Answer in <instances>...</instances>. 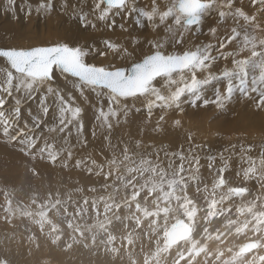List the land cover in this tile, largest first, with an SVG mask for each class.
Masks as SVG:
<instances>
[{"label":"bare ground","instance_id":"6f19581e","mask_svg":"<svg viewBox=\"0 0 264 264\" xmlns=\"http://www.w3.org/2000/svg\"><path fill=\"white\" fill-rule=\"evenodd\" d=\"M171 1L172 0H155V4L158 5L157 8L159 9V11L163 12V11H166V9L168 8ZM60 2H62V1H60ZM249 2H250L249 0H238V1L235 0V4L240 5V7L244 8L245 11L250 10V3ZM38 3H39V1H38ZM76 3L75 4L72 3L73 6L74 5L76 6ZM94 3H95L94 0H84L83 1L84 6H81V13H87L88 12L92 16V19L95 21L94 15L97 16V12L96 11L94 12V5H93ZM19 4L21 6L26 4L25 8H33L34 6H37L36 0H19ZM150 5L153 6L152 1L150 2L149 7H150ZM1 6L4 7L3 11H5V8L7 6V0H0V7ZM104 7H105V5H104ZM140 7H141V5H140ZM16 9H17V5H15V13H16ZM72 11H73V9H72ZM74 13H75V11H74ZM112 14H114L113 17L115 18V21H116L115 23H117V22L120 23L122 18H123L122 17L123 15L116 16L115 10H113V13H110V15H112ZM121 14H123V13H121ZM2 16H4V15H2ZM28 17H29V15H28ZM131 17H132L131 18V20H132L134 17H133V15ZM263 17H264V15H263ZM4 19H5V17H4ZM157 19L159 21V18H157ZM230 20H231V18H229L225 23H221L222 25L221 24L217 25L216 20L215 21L214 20H208L204 28H206V31H208L210 33V28L216 27L218 29L220 36L221 35L226 36V35L230 34V30L232 27H237V25H238L235 22H234L235 25H233L232 23H228V22L233 21V20L232 21H230ZM45 21H46V19H45ZM56 21H57V19H56ZM106 22L100 21V23H102V24H104V23L106 24ZM5 23H6L5 25H2V24L0 25V47H5V46L12 47L13 45L18 44V43H12L11 41L18 40L16 38L18 36H21V30L22 29L21 30L20 29H13V28L11 29V27L8 25L9 23L7 24V21ZM27 23H28V21H27ZM127 23H128V19L126 22H124L122 24L126 25ZM133 25H134V22H133ZM149 25H148V28L151 29V27ZM39 26H41V25H39ZM145 26H146V24H145ZM125 27L127 28V25ZM130 27H133V26H130ZM134 27L136 29V24L134 25ZM161 27H163V26H161ZM262 27H264V26H262ZM39 29H41V28H39ZM118 29H121V27ZM127 29H126V31H127ZM144 29H145L144 32L146 30H148V29H146V27ZM139 31H140V29L137 32H139ZM44 32H47L46 34L44 33V37L46 36V38H48V35L51 33L50 27L48 26L46 28V31H44ZM57 32H58V30H57ZM144 32H142V33H144ZM218 32H217V34H218ZM104 33H105V31H104ZM109 33L112 34V32H110V29H109ZM109 33H108L107 37H109L111 35ZM123 33H125V31H123ZM145 33H147V32H145ZM241 33H243V31ZM30 34H31V32H30ZM96 34H98V32ZM118 34L120 35V33H118ZM185 34H186V36H188L187 33H185ZM25 35H26V37L28 36L27 34H25ZM65 35L63 37H65ZM165 35H166V33L164 32V30L160 31V28H159V29H156L155 31H153V33L150 30V31H148L147 34H145L143 36L144 38L142 37V35H140L139 38L143 42L145 39H148V40L163 39ZM259 35L261 36V38H264V32L259 33ZM61 36H62V34H61ZM224 36H221V37H224ZM53 37H54V35H53ZM63 37L61 39L64 41ZM87 37L92 39V41L93 40L98 41V38L95 37L94 35L87 36ZM55 38L58 39L57 37H55ZM127 38H129V37H127ZM241 38H242V36H241ZM132 39H133V37L131 36L129 41L131 42ZM36 40L38 42V39H36ZM43 40H45V39H40L39 41H43ZM59 40H60V38H59ZM129 41L128 42L124 41V43L121 42V44H123L124 47H127L129 49V51H132V46H131V43ZM187 43H184L186 45L185 47H187ZM190 44L196 45V41H192V43L190 42ZM29 45H31V44H29ZM18 46H19V44H18ZM233 47H234V45H229L226 50H233ZM168 50L169 51L172 50L170 46H169ZM137 57H139L138 54H134V58H137ZM244 57H245V55H244ZM130 60L131 59H129V58H121L120 53H113V54H110V55L105 56V57H100L98 59L91 58V56L86 58V62H93L94 61V62H97L98 64L104 63V64H112V65H123L125 62H126L125 64H127ZM104 64H102V65H104ZM0 68H8V66L3 61L0 60ZM202 74H204V73H202ZM73 80H74V78H71V77H68L67 80H65V78L63 76H61L59 73H56V75L54 77V81L52 82V87L62 89L63 90L62 95H64L66 100H68V94H71L72 100L68 101L69 104H71L73 107L78 106L82 110L81 116L79 117L78 122L74 121L70 125H63V126L58 124V119H54V117L57 116V108L55 106V97L54 96H50L47 100V103L50 105V108H49L48 115L45 117L38 110L37 106H38L39 99H40V93H37L35 95V99L25 100L22 103L20 119L18 120V123L16 124V129H13L12 132L8 136H5L3 134L2 126H0V176H3V178H4V181H2V179L0 177V191L1 190L3 191L0 194V232L1 233L4 232V235H0V255L6 260V262H9V260H10L9 257H12L13 259H12L11 264H37V262L40 261L41 259H43L44 256H45V259L51 260L50 257H53V256H50L48 251L51 252V254L55 255L53 257L54 259L51 261H53V263L56 262L57 264H185L189 260V258L192 259L191 264H211V259H209L207 257L200 259L199 253L201 251H203L204 247H201L199 245H196V246L194 245L186 253L183 252L182 254H180L178 256H176L174 253H169V254L165 255V253H167V252H164V251H167L169 249V247L166 246V241H167L166 238H164V240H161L162 229L160 228V225H161V222L165 221V223H166V220H168V221L171 220L172 215L169 217L171 219L168 218L169 215H166V214L162 215V213L166 212L167 209H163L164 206L159 207L158 203L151 205L149 208L144 207L146 209H143L141 207L136 208L137 204H135L134 205L135 207L132 206L126 212L121 213L122 219L119 220L117 223H114L111 225L109 224L110 227L108 225V227H104L100 231H97V232L94 231V233H92V234L89 233L90 235H87L88 232L86 234H81V232L78 233L75 231H71L69 229L70 228L69 227L67 230L66 236L62 239H59L60 233L57 234V237H56V233H54L53 235L48 234L47 239L41 238L42 236H40V234H42V233L46 234V229H44L42 231V227L44 228V225L39 224L40 221L37 220L36 218L34 220H29L28 222L27 221L19 222V224L18 223L17 224L16 223L11 224L10 222H7V220H8V219H6L7 216H9L11 214L16 215V214L20 213V211H18V210L21 207L16 206V204L14 202H12V200H13L12 197H14V195H16L15 197L19 198L20 200H23V198L25 197L26 198L25 204H27V202L30 203L29 207H30V205H32V203L35 205L37 203L36 201H38L39 204L36 205L37 207H36V211L34 213L35 214L37 213V215L43 214L45 216V214L48 212V209L50 207L49 206L48 207L43 206L45 204L44 202H46V201H44L43 203H40L43 200H41V198H38L39 196L37 197V199H32L34 196L36 197V195H32V194H38L37 191L39 193H43V191L46 189H48L47 194H49L50 191H58L59 192L60 195L57 194L58 195L57 199L55 197V199L58 202L59 201L64 202L65 197L66 196L68 197V195L74 196L75 195L74 189H78V192H76V194H80V192H81V195H78L76 198V199H78V197H80V199H81L80 202H78L74 206L69 207L68 209H64L63 211L61 209V212L59 210L55 211L54 215H55V218L59 221L58 225H62V226L67 227V225L69 224V226H71L70 223H71V220H73V219H75L76 222L74 224H76V225H78L77 224L78 222L79 223L82 222V223H84V225H85V223H87V224L89 223V225H90V222L96 223V221L98 219L100 220V218H103L105 215L111 214L113 212V204H112V201L110 199L112 197H114L113 195L108 196L109 200H110L108 202H106L103 199L100 200V201H104L102 203L94 202L93 201L94 198H99L98 197L99 195L100 196L104 195V193L102 194V191H105V192L107 191L108 194H110V193L113 194L112 192H114V191L115 192L119 191V193H122L123 190H125V196H123L122 198H124V197L129 198L130 192H128V190L130 189V186H129V189H128V187L124 188V186L126 185L128 180H126V182L124 184H121L122 186H119L120 183H116V182L117 181L119 182V180H118L119 178L122 179L124 177H133L134 174L136 173V172L134 173L135 170L134 171L132 170L133 167H137L138 169H141L144 171L145 167L149 161V160L145 159L146 156H144L145 154H143L142 152H135L134 153L133 148L135 146H139L137 144H139L140 142L137 141V143H136L133 139L138 140V139L142 138L145 141L144 142L145 144L150 145V146L146 145V149H147V147L149 148V149H147V150H149L148 156H150V154H151L154 158V162H152L151 165L154 166L155 161H157V164H159L160 166H156V165L155 166L161 167L162 168L161 170H163V176L162 177H163L164 181L161 183L162 185L171 184L172 186H175V184H177V183H174L172 180H170V178L165 177V173H173L175 179L180 180V179L176 178V175L192 172V170H194V168H196L197 171H198V169H200L201 172H200V174H198L196 176L193 175V177L191 179H195L196 181L204 180V183H208L207 181L210 180V179L207 180V178L209 177L208 176L209 174L212 177L218 176L219 178L223 175V174H220L221 173L220 171H224L223 170L224 167L222 169L221 166H219V165H217V166L213 165L214 167H212V165L208 166V169L206 168L207 170L202 171L201 167L203 166V164H200V162L199 163L197 162V160L200 159V157H201V154L199 152H201V149H203V146H200V144H202V143L197 144L196 147L192 149L193 152H191V153H188L187 151L183 150V149H185V147H182L183 144H177V145L174 144L173 149H177V151L179 150V152H181L179 154L178 153L175 154V153L168 151L167 146H169L170 144L169 145L166 144L167 145L166 146V145H163L164 143L163 144L155 143L156 140L163 142L164 140L168 139V138L165 139V137H167V136L172 137L169 134V132H172L173 130H177L181 125H186L187 123L193 124V126L195 127V131L198 130L200 132H203V134L206 131L212 132V133L215 132L214 128L207 127L206 124H204V126H202V127L199 125L195 126V124L196 123L198 124V122H192V120L188 119L187 117H185V118L180 117V118H182V119H180L178 116L176 118L172 117V119H171L168 117L165 118L167 115V114H165L164 117L161 118V116H163V114L156 112L155 108L153 109L154 112L152 111L151 116H149V114L147 112V108H145V109L143 108L141 110V108L139 109L138 107L134 106V105H138L141 102L140 98H138L136 100L129 98L128 100L122 101V103H124V101H126V103H127L126 105L130 109V111L127 114H125L124 112H119L117 116L110 117L107 122H105L103 120L98 121L97 116L99 114V111L103 110L106 112L108 107H109L107 98L106 97L97 98L96 94L94 92L88 90V89H85L84 90V96H81L80 92H78L75 88L72 87V84L70 83V81H73ZM154 83H156L158 87L160 86L159 80H157ZM224 85H226V84H224ZM220 87H222V86H220ZM41 91L46 92V89H42ZM14 95L22 96V93H14ZM0 97H3L7 100V103L5 105V109L13 108L14 100L12 99V97H8L7 94H5V93H0ZM132 101L133 102L135 101V102L131 103ZM142 104H139V105H142ZM142 106H144V105H142ZM259 107H262V106H259ZM137 109H139V111H137ZM158 110H159V108H158ZM164 111H163V113H164ZM223 111L226 112L224 109H223ZM248 111H250V110H248ZM29 112H31L32 116H35V115L40 116L41 123H40L39 127H36V125L33 123L32 116L29 115ZM226 113L228 116L229 112H226ZM248 114H250V113H248ZM261 114H262V112H261ZM190 115L192 116V114H190ZM217 117H218V115H217ZM253 117H254V115H253ZM256 117H257V115H256ZM249 120L250 119H248V121ZM259 120H262V119L259 118ZM175 121H179L180 123L176 124ZM25 123H27V125H28L27 128L25 127ZM81 125H82V130L78 131V129H79V127H81ZM205 125H206V127H205ZM50 127H55V130L52 132H49L48 129ZM240 128H242V126ZM251 128H252V126H251ZM20 129H23V131H24L23 135H20L17 132V130H20ZM187 129H189V128H187ZM253 130H254V128H253ZM173 133H174V131H173ZM189 134H190V132H189ZM193 136H194V134H193ZM211 141H213V140L211 139ZM162 142H159V143H162ZM190 142L191 141L189 140V143ZM199 142H201V141H199ZM209 143H211V142H209ZM209 143H208V145H209ZM260 143L264 144V142H260ZM203 144H204V142H203ZM211 144L215 148L214 149L211 148L212 151L209 152V150H211V149H209V147L207 146L205 153L208 151L209 153H206L209 156L208 158L216 159L219 156V154H217V145L213 142ZM263 144H260V145H263ZM233 145H234V143H233ZM143 146H145V145L142 143L141 147H143ZM230 146H232V145H230ZM238 146L239 145H237V148H240ZM135 148H137V147H135ZM143 148H145V147H143ZM235 148H236V145H235ZM244 148H246V147L244 146ZM94 151L96 152L95 154H94ZM137 151H139L138 148H137ZM132 152H133V155H132ZM183 152L186 155L183 154ZM145 153H147V152H145ZM92 154H94V156H92ZM216 155H217V157H216ZM177 158H182L181 163H178V165H176L174 162H171V160L174 161ZM249 158L252 159V156L248 157V154H244L243 158L241 160V162H243V163L240 164V167L235 168L234 171L231 169L232 173H230V174L228 172L227 175H223L225 180L219 179L217 177L219 179L218 180L219 183L218 182L217 183L220 187L226 183L233 185L232 190L234 193L243 194V196L246 197L245 199H242L241 197L236 198L237 200L234 202V203H238V206L234 209L233 215H235L237 213L242 214V217H239V218H237V220H235V221H237V225L234 222L233 218L231 217L232 215L229 217V216L225 215L224 213L220 214V216L225 215V217L222 218V219H224V221L220 225L230 226L231 229L228 232L230 233L231 231H233V233L230 235L231 238L234 237L233 235L235 233L236 236L242 235V236H245L247 238L258 237L261 239V240L258 239L259 244H260L259 248L256 244H254L252 242V244L255 245L253 252H250V253L247 252L249 254L245 253L246 255L243 254L245 256V259L240 261V263L238 262L237 264H264V250L262 247V243L264 241V224H261V223H264V216L262 214V210H263L262 206L264 205V175L255 174V176H252V173H254V172H252V171H254L253 168L254 167L256 168V166H258V164H257L258 162L256 163V161H255L254 164L251 163L252 166H247L245 159H249ZM162 160H166V162H165L166 164H160V163H164ZM256 160L259 161L258 159H256ZM261 160L264 163V158ZM169 161L171 163H169ZM233 163H235V162H233ZM204 164L206 165V163H204ZM151 165H147L148 170L150 169ZM246 168L248 169V171ZM261 168L264 171V164H263V167H261ZM5 169L11 170V172L15 173V174H13V175L5 174L4 173V171H6ZM152 170H154V167L152 168ZM248 172H250L251 175H250V173L248 174ZM203 173H204V175H206V178H205V176L204 177L200 176V175H203ZM173 175L171 176L172 178H173ZM189 175H190V173H189ZM181 177H182V175H181ZM116 178H117V181L115 180ZM217 178H216V180H217ZM191 179H189V180H191ZM130 180H131V178H130ZM122 181L124 182V180H122ZM188 182H190V181H188ZM130 183H128V184H130ZM162 185H156V186H153V188L151 187L150 188L151 192H149V193H151L150 195H153L154 197H158L157 196L158 191L160 189V186H162ZM188 185L189 184H186L185 186H183V184H182L181 187L186 188ZM243 185H245L249 189L246 191L244 189H241V187ZM181 187H179V188L176 187L178 189H173V192H175V193L179 192V191L181 192ZM102 188H103V190H102ZM98 189H100L101 191H98ZM17 192H18V194H17ZM133 192L135 193V191H133ZM202 192H204V191H202ZM219 193L220 192H218V194ZM44 194H46V193L44 192ZM195 194L199 195V198L201 196L204 197V195H207L204 193H195ZM117 195L119 198V194H117ZM52 196H54V195H52ZM15 197H14V199H15ZM74 197H70V198H72V200H74L73 199ZM104 197H105V195H104ZM108 197H107V199H108ZM140 197H141L140 202L141 203L144 202V199H143L144 196H142L140 194ZM51 198H53V197H51ZM194 199L196 200V198H194ZM83 200H87V202L84 203ZM119 200H120V198H119ZM73 202H75V200ZM109 202H111V203H109ZM149 202L151 203L152 201H149ZM153 202L151 204H153ZM68 204H70V203H68ZM145 204H146V202H145ZM166 204H167V202H166ZM147 205L149 206L150 204H147ZM61 206H62V204H61ZM24 207H25V205H24ZM168 207H169V204H168ZM37 208H38V210H37ZM121 209H122V207H121ZM159 209L163 210V211L161 213H158ZM58 211L61 213L60 215L56 213ZM193 211H195V210H193ZM28 213H29V211H28ZM244 213H249V215L245 216ZM51 215H53V214H51ZM111 215H109V216L111 217ZM47 216H45V217H47ZM236 217H237V215H236ZM49 218L52 219L50 216H49ZM245 218H246V220L252 219V222L249 223L248 227L246 225L243 228L241 227L243 229V231L241 232V230L239 228L240 222L244 221ZM185 219H186V222H188L194 228L196 227V234L198 237H200L202 235L203 228H204L207 220L205 221L204 219H200L198 215L194 214V212H190L188 217ZM11 220H12V218H11ZM18 221H16V222H18ZM112 221L113 220L111 219V222ZM57 222L55 224V227H57ZM175 222H177V221H175ZM49 223H51V222H49ZM98 224H100V222H98ZM50 225H52V223ZM96 225H93V226H96ZM172 225L169 226L167 231L170 229V227ZM53 226H54V224H53ZM53 226H51V227H53ZM93 226L90 225V229H92ZM12 229L17 230L19 234L16 235V237L11 236L12 238H9L11 235L10 230H12ZM83 229L87 231L89 229V226L86 228L82 227V231H84ZM48 230H50V228H48ZM79 230L80 229H78V231ZM89 231H91V230H89ZM6 232H8V234H6ZM193 232H194V229L192 228L191 229V235H193ZM14 234H15V232H14ZM166 234H167V232H166ZM63 235H65V234H63ZM84 235H87V236H84ZM1 236L4 238L2 239ZM60 236H62V235H60ZM28 237H30V240H34L35 238L37 239L38 237L41 238L39 241V245L41 244V250L38 252L40 257H37L35 254L33 259H32V257H31V259L24 258L23 255H28V257L31 256V255L27 254L31 250H29L27 247L22 248L23 247L22 245L24 243L27 245L26 240ZM247 243L250 244V242H246L242 246H247L248 245ZM226 245L227 244H225V246ZM31 246H33V245H31ZM242 246H241V248H242ZM183 249L184 248H182L181 250H183ZM162 252H164L163 253L164 256L161 257L160 254ZM188 252L192 253L193 255L189 257L187 255ZM168 260H169V262H168ZM171 260H174V261H171ZM41 261H43V260H41ZM0 262L1 263L4 262L2 260V258H0Z\"/></svg>","mask_w":264,"mask_h":264},{"label":"snow or ice","instance_id":"6c2138e0","mask_svg":"<svg viewBox=\"0 0 264 264\" xmlns=\"http://www.w3.org/2000/svg\"><path fill=\"white\" fill-rule=\"evenodd\" d=\"M234 4L235 0H174L166 11L161 12L156 7L155 0L151 11L137 8L130 4L129 0H95L94 12L99 10V21L106 22L110 13L115 10L116 16L123 12L129 15L136 13L135 24L138 28H144L145 21L152 26L153 31L164 26L166 35L163 39H145L142 42L140 33H135L130 42L132 51L121 44L103 41L107 49L120 53L121 58L132 60L128 67L96 66L86 62V58L93 54L95 48L94 45H89L86 38L88 25L96 28V24L88 19L87 13L79 14V22L69 29L72 35H66L63 42L31 48L0 47V58H4L8 65V68H0V93H5L14 100V107L5 109L7 100L0 97V126L3 134L8 136L16 129L22 103L35 99L37 93H40L37 107L45 117L50 108L47 100L54 96L57 108V116L54 119H58V124L63 126L78 122L82 110L69 104L68 101L72 100L71 94H68L66 100L62 89L52 87L56 73L65 80L68 77L74 78L70 83L81 96H84V90L88 89L94 92L97 98H107L109 107L106 112L99 111L98 121L107 122L119 112L127 114L130 109L122 101L128 98H142L149 116L154 108H175L183 112V104L187 103L195 108L201 101V106L214 104L218 109H224L237 93L243 98H250L251 94L255 93L259 97L257 105L264 106V38L259 35L264 32V27L258 23L256 14L250 15L241 8L234 7ZM252 4L259 5L260 10L264 11V0H252ZM101 5L105 7L101 9ZM51 8V0H47V3L38 6L37 11L49 12ZM31 11L29 8L27 14L31 15ZM5 12L10 17L14 16L15 0H7ZM216 15L220 23H225L229 18L234 21L242 20L240 28L243 35L237 27H232L230 34L219 40L218 47L211 43H189L182 51L176 50L177 45L185 43V33L194 27L197 33L201 32L207 21L215 20ZM157 17L159 23L155 22ZM169 18L172 19L171 24L167 23ZM114 25L113 19L107 26L111 28ZM210 34L216 37L217 28L211 27ZM81 39L84 40L83 44L80 43ZM229 45H234L233 50H226ZM169 46L171 51L168 50ZM96 51L101 56L106 54L98 49ZM245 53L246 58H240ZM134 54H138L139 59H135ZM229 59L232 63L231 69L225 67L219 73L210 71L217 61ZM197 73L205 75L198 78ZM158 78L159 87L154 83ZM221 81L226 82L224 92H221L219 86ZM213 83L216 84L213 91L215 99L210 100L205 98V93ZM42 89H46V92H42ZM14 93H22V96H16ZM182 97L187 99L183 100ZM29 115L32 116L31 112ZM32 120L36 127H39L40 116H32ZM25 127H28L27 123ZM54 130L55 127L48 129L49 132ZM80 130L82 125L78 131ZM17 132L24 134L23 129Z\"/></svg>","mask_w":264,"mask_h":264},{"label":"rangeland","instance_id":"374dc122","mask_svg":"<svg viewBox=\"0 0 264 264\" xmlns=\"http://www.w3.org/2000/svg\"><path fill=\"white\" fill-rule=\"evenodd\" d=\"M18 1V2H17ZM39 1V3H38ZM54 1V2H53ZM62 1V2H60ZM83 1L84 0H51V3H52V8H51V11L49 12H44L43 10H40L39 12L37 11V8L38 6L41 4V3H47V0H36V3H37V6H34L33 8H31V15H29L28 17V14H27V10L29 8H25V5H20L19 4V0H15V5H17V9H16V13L14 14V16H11L6 13L4 10V7H0V15H4V16H0V25H5L6 21H7V24L11 27V29H22L21 30V36H18L16 39L18 40H13L11 41L12 43H18L16 45H13L14 47H19V48H31V47H38V46H50L56 42H63V40L61 39L65 34L68 35V36H71L72 34L68 31L69 29H71L73 27L74 24H77L79 22V14H81V6H84L83 5ZM95 1V0H94ZM152 1L153 3V0H129V3L130 4H134L137 8H142L146 11H151V8H152V5H150L149 7V4L150 2ZM238 1V0H237ZM250 2V10H244V8L240 7V5H237V4H234V7H239L241 8L243 11H245L246 13L248 14H256V19L258 20V23L260 24V26H264V11H261L260 8H259V5H253L252 4V0H249ZM60 2V3H59ZM77 2V3H76ZM174 2V0L171 1V3L169 4V6ZM76 3V6L73 4ZM148 3V4H147ZM60 5V6H59ZM94 5V4H93ZM141 5V7H140ZM148 5V6H147ZM156 5V4H155ZM237 5V6H236ZM63 6V7H62ZM73 6V7H72ZM168 6V7H169ZM145 7V8H144ZM156 7H158V5H156ZM75 8V9H74ZM104 8V5H101V9ZM73 9V11H72ZM25 10V11H24ZM79 10V11H78ZM167 10V9H166ZM75 11V13H74ZM259 11V12H258ZM97 12V16L94 15V19L95 22L93 19H92V16L87 12L88 14V19L92 20V23L93 24H96V28L93 29L92 28V25L89 24L88 25V32H87V36H92L94 35L95 37L98 38V41L97 40H93L90 39L89 37H86L87 40L89 41V45H94L95 48H94V52L93 54L91 55V58H100V57H105V56H108L110 54H113L114 52H112L110 49H107L104 44H103V41H110L112 43H116V44H121V42L124 43V41L128 42L129 39L131 38V36L133 37L135 33H137V31L140 29V31L138 33H140V35H142V37L148 33V31L151 30V32L153 33V28L151 25H149L148 22H144L146 24V30L145 33L144 32V28H137V25H136V29L134 27L135 25V19H136V15L135 13H132L133 15V19L131 20V16L132 15H129L127 12H123V15L122 17V20L121 22L124 23L127 21L128 19V23L126 24L127 25V28L125 27L126 25H123L121 22L120 23H115V25L111 28H109L107 25L108 24H111L112 23V20L115 18L113 17L114 14L112 15H109V18L106 22V24H102L100 23V21L97 19L98 15H99V10L96 11ZM24 13V14H23ZM45 13V14H44ZM260 13V14H259ZM263 14V15H262ZM16 16V17H15ZM25 16V17H24ZM46 16V17H45ZM55 16V17H54ZM73 16V17H72ZM5 17V19H4ZM18 17V19H17ZM33 17V18H32ZM50 17V18H49ZM22 18V19H21ZM49 18V19H48ZM158 18V17H157ZM156 18V23H159L158 19ZM217 18V19H216ZM7 19V20H6ZM29 19V20H28ZM46 19V21H45ZM57 19V21H56ZM28 23H27V21ZM211 20V19H210ZM215 20H216V23L217 25L218 24H221L219 22V17L218 15H216L215 17ZM214 20V21H215ZM232 21V19L230 20ZM45 22V23H44ZM54 22V23H53ZM116 22V21H115ZM133 22H134V25H133ZM238 24L237 25V28H239L238 30L239 31H243L242 28H240V25L243 24V21H232V22H228V23H232L233 25H235V23ZM47 23V24H46ZM100 25H99V24ZM168 24H171L172 23V19L170 18L168 21H167ZM53 24V25H52ZM129 24V25H128ZM41 25V26H39ZM123 25L126 29L124 30L125 28H121V29H118L120 28V26ZM148 25L151 27L148 28ZM222 25V24H221ZM50 27V34L48 35V38H46V36L44 37V33L46 34L47 32H44L46 31V28L47 27ZM101 26V27H100ZM103 26V27H102ZM130 26H133V27H130ZM163 26V25H162ZM16 27V28H15ZM30 29H29V28ZM35 27V28H34ZM43 27V28H42ZM56 27V28H55ZM70 27V28H69ZM41 28V29H39ZM55 28V29H54ZM91 28V29H90ZM110 29V32L109 33V29ZM113 28V29H112ZM132 28V29H131ZM160 28V31H163L164 30V26L163 27H159ZM159 28H156V29H159ZM28 29V30H27ZM32 29V30H31ZM38 29V30H37ZM45 29V30H44ZM54 29V30H53ZM105 29V30H104ZM108 29V30H107ZM131 29V30H130ZM205 29V30H204ZM241 29V30H240ZM41 30V31H40ZM58 30V32H57ZM134 32H133V31ZM54 33H53V32ZM102 33H101V32ZM105 31V33H104ZM123 31H125V33H123ZM31 32V34H30ZM90 32V33H89ZM98 32V34H96ZM100 32V33H99ZM144 32V33H142ZM217 32H218V29H217ZM38 33V34H37ZM42 33V34H41ZM59 35H58V34ZM94 33V34H93ZM104 33V34H103ZM111 34L109 37H107V35ZM120 33V35L118 34ZM132 33V34H131ZM27 34L28 36L26 37ZM57 34V35H56ZM62 34V36H61ZM125 34V35H124ZM129 34V35H128ZM188 36H186V34L184 35V41L185 43H187V45L192 41H196V45H199L201 43L203 44H208V43H211V44H214L216 45V47H218L219 45V40L220 39H223L225 36L224 35H221V36H224V37H221L219 32L218 34L216 35V37H212L210 36L211 34L206 31V28H203L201 30V32L197 33L195 31V27L190 30L189 32H187ZM227 34V33H226ZM243 35V33H241ZM30 35V36H29ZM54 35V37H53ZM65 35V36H66ZM100 35V36H99ZM106 35V36H105ZM127 35V36H126ZM131 35V36H130ZM24 36V37H23ZM32 36V37H31ZM52 36V37H51ZM99 36V37H98ZM120 36V37H119ZM186 36V37H185ZM206 36V37H205ZM55 37H57L58 39H56ZM116 37V38H115ZM119 37V38H118ZM129 37V38H127ZM210 37V38H209ZM218 37V38H217ZM20 38V39H19ZM53 38V39H52ZM60 38V40H59ZM65 38V37H63ZM89 38V39H88ZM144 38V37H143ZM177 38H179V33L177 34ZM209 38V39H208ZM38 39V42L37 40ZM40 39H45L43 41H39ZM117 39V40H116ZM187 41H186V40ZM47 40V41H46ZM57 40V41H56ZM191 40V41H190ZM209 40V41H208ZM216 40V41H215ZM16 41V42H15ZM33 41V42H32ZM45 41V42H44ZM97 41V42H96ZM130 42V41H129ZM33 43V44H32ZM80 43L83 44L84 43V40L81 39L80 40ZM31 44V45H29ZM35 44V45H34ZM28 45V46H27ZM123 45V44H121ZM184 45V46H183ZM183 45H177L176 46V50L177 51H181L183 50V48L186 46L185 44ZM12 46V47H13ZM96 49H98L99 51H104L106 54L101 56L98 54V52L96 51ZM213 54L215 55L216 52H213ZM247 54V53H246ZM246 54H243L241 56V58H246ZM245 55V57H244ZM135 59H139V57L135 58ZM1 61H3L6 65L7 63L5 62V60H3L2 58H0ZM88 63H94L96 66H105V67H111V66H114V67H128L131 65L132 63V60H130L127 64H123V65H112V64H104V63H101V64H98L97 62H88ZM116 63V62H115ZM231 63V59L229 60H219L217 61L214 66L210 69L211 72L213 73H219L221 72L225 67H227L228 69H231L232 67V63ZM104 64V65H102ZM8 66V65H7ZM10 70V69H9ZM205 74H202V73H197V76L198 78H203ZM72 78V77H71ZM159 80V78H158ZM215 83H213L212 85L209 86L208 88V92L205 93V98H208V99H215L214 95H213V91L215 89V86L216 84L214 85ZM220 89H221V92H224L225 88H226V82L225 81H221L220 82ZM129 99V98H128ZM127 99V100H128ZM131 99V98H130ZM141 99V102L139 104H142L144 101L142 98ZM183 100H186L187 97H182ZM255 99V100H254ZM259 100V97L255 94V93H252L251 94V97L250 98H243L241 97L238 93L234 96L233 100L231 102H228L226 104V107L224 108V110L226 112H229L228 116H227V113L223 111V109H218L214 104H209L208 106H201L202 105V101L198 104H197V107L193 108L190 104H183L182 105V108L183 109V112H181L179 109H161L159 108H155V111L158 112V113H161L163 114L162 117H164L165 114L166 117L165 118H176L179 116L182 117V118H185L187 117L188 119H191L192 122H198V124L196 123L195 126H204V124L207 125V127H212L215 129V132H200L198 130L195 131V127L193 126V124L191 123H187L186 125H181L177 130H173L172 132H169V134L172 136V137H165L168 138L166 140H164L163 142L162 141H157L155 143L157 144H163V145H169L167 146V149L169 152H172V153H175V154H179L181 152H179V150L177 151V149H173L174 147V144L177 145V144H183L182 147H185V151H187L188 153H191L193 152V148L196 147L197 144H200V146H203V149H201V152H199L201 154V157L200 159L197 160V162L200 164H203V166L201 167L202 168V171L203 170H207L208 169V166H211L214 167V166H221V168L223 169L224 167V171H220L221 173L220 174H223V175H227V173L229 172L232 173L231 171L235 168H239L240 167V164L243 163L241 162L242 158H243V155L244 154H248V157L249 156H252V159H245L246 160V164L247 166H252L251 163H256L258 164V166H256V170L253 168L254 173H252V176H255V174L259 175V174H262L264 175V171L261 167H263V162L261 159L264 158V144L263 143H260V142H264V106L262 107H259L257 105V101ZM135 102V101H134ZM133 101L131 103H134ZM243 103V104H242ZM124 104L126 105V101H124ZM134 105L136 107H138L139 109L141 108V110L144 108H146V103L144 102L142 105ZM188 105V106H187ZM185 106V107H184ZM187 106V107H186ZM251 106V107H250ZM14 107V105H13ZM241 110H240V109ZM243 108V109H242ZM262 108V109H261ZM206 109V110H205ZM165 110V111H164ZM173 112H172V111ZM176 110V111H175ZM228 110V111H227ZM231 110V111H230ZM246 110V111H245ZM250 110V111H248ZM254 110V111H253ZM164 111V113H163ZM207 111V112H206ZM154 112V111H153ZM250 114H248V113ZM260 112V113H259ZM262 112V114H261ZM170 113V114H169ZM194 113V114H193ZM226 113V114H225ZM233 113V114H232ZM254 113V114H253ZM155 114V113H154ZM192 114V116L190 115ZM222 114V115H221ZM238 114V115H237ZM218 115V117H217ZM232 115V116H231ZM254 115V117H253ZM257 115V117H256ZM263 117H261V116ZM238 116V117H237ZM248 116V117H247ZM196 117V118H195ZM164 118V119H165ZM180 118V119H182ZM217 118V119H216ZM232 118V119H231ZM247 118V119H246ZM255 118V119H254ZM262 119V120H259ZM211 119V120H210ZM248 119H250L248 121ZM174 120V119H173ZM255 120V121H254ZM260 122H259V121ZM203 122V123H202ZM205 122V123H204ZM18 123V121H17ZM209 124V125H208ZM205 125V127H206ZM187 126V127H186ZM189 126V127H188ZM242 126V128H240ZM252 126V128H251ZM185 128V129H184ZM189 128V129H187ZM254 128V130H253ZM191 130V131H190ZM225 130V131H224ZM177 131V132H176ZM193 131V132H192ZM238 131V132H237ZM190 132V134H189ZM182 133V134H181ZM194 134V136H193ZM201 134V135H200ZM224 136V137H223ZM193 137V138H192ZM198 137V138H197ZM229 137V138H228ZM175 138V139H174ZM203 138V139H202ZM211 139L213 141H211ZM224 139V140H223ZM136 143L137 141H139L141 144L143 143L145 146V148L141 147V144H137L139 146H135L139 149V151H137V148H133V151L134 153L135 152H142L143 154H145L144 156L145 159L149 160L148 161V164L147 165H151L152 162H154V158L153 156L150 154V156H148V151L147 149H149L147 147L146 149V145L144 142V140L141 138V139H133ZM141 140V141H140ZM169 140V141H168ZM173 140V141H172ZM189 140L191 141L189 143ZM194 140V141H193ZM197 140V141H196ZM207 142H205V141ZM223 140V141H222ZM230 140V141H229ZM201 141V142H199ZM229 141V142H228ZM159 142H162V143H159ZM193 142V143H192ZM204 142V144H203ZM209 142H213L217 145V154H219V156L217 157L216 155V159L212 158H208L209 156L206 154V153H209L212 151V149H214L215 147L212 146L211 143ZM217 142V143H216ZM209 143V145H208ZM232 143V144H231ZM234 143V145H233ZM238 143V144H237ZM229 144V145H228ZM260 144H263V145H260ZM232 145V146H230ZM235 145H236V148H235ZM237 145H239L238 147L240 148H237ZM147 146H150L149 144ZM205 146V147H204ZM209 147V152L206 151V147ZM220 148H219V147ZM244 146L246 148H244ZM172 147V148H171ZM242 147V148H241ZM141 148V149H140ZM171 148V149H170ZM231 150V151H230ZM132 151V150H131ZM176 151V152H175ZM181 151V150H180ZM243 151V152H242ZM147 152V153H145ZM96 152L94 151V154ZM94 154H92V156H94ZM183 154H185L183 152ZM224 154V155H223ZM132 155H133V152H132ZM186 155V154H185ZM207 157V158H206ZM221 157V158H220ZM259 157V158H258ZM224 158V159H223ZM241 158V159H240ZM170 159V158H169ZM256 159H258L259 161H257ZM181 160L182 158H177L175 159L174 161L171 160V162H174L176 165H178V163H181ZM209 160V161H208ZM218 160V161H217ZM240 160V161H239ZM254 160V161H253ZM164 163H160V164H166V160H162ZM208 161V162H207ZM150 162V163H149ZM169 161V163H171ZM214 164H213V163ZM220 162V163H219ZM235 162V163H233ZM206 163V165L204 164ZM210 163V164H209ZM245 164V165H246ZM147 165L145 167V170H141V169H138L137 167H133V171H134V176L133 177H124L122 179H118L119 182L117 181V178L115 179L117 182L116 183H120L119 186H122L121 184H124L127 181L126 185L124 186V188L128 187L129 189V186H130V189L128 190V192H130V196L129 198L128 197H124L122 198L123 196H125V190H123L122 193H119V191L117 192H112L113 194H108V192L106 191H102V194L104 193V195H99L98 197L99 198H94V202H98V203H102L104 201H100V200H105L106 202L108 201H112V204H113V212L109 215H111V217L109 215H105L103 218H100V220L98 219L95 222H90V225H96V226H93L92 229H90V225L89 223H82V222H78L76 224H74L76 221L75 219L71 220V223L69 226V224L67 225V227L65 226H62V225H58L59 221L55 218V211L56 210H59L61 212V209L62 211L64 209H68L69 207L71 206H74L75 204H77L78 202H80V197L77 198L78 195H81V192L80 194H76V192H78V189H74V193H75V197L74 196H71V195H68V197L66 196L65 199H64V202L63 201H57V196L60 195L58 191H50L49 194H47V191L48 189L44 190L43 193H39L37 191L38 194H32V195H36V197L34 196L32 199H37L38 198H41V200H43L42 202L40 203H43L44 202L45 204L43 206H49L50 208L48 209V212L45 214V217L43 214H38L37 213L35 214L34 212L36 211V205L39 204L38 201H36L37 203L34 205L32 203V205H30L29 207V204L27 202L26 203V198L24 197L23 200H20L19 198L15 197L16 195H14L13 200L12 202H14L16 204V206L18 207H21L18 211H20L19 214H16V215H9L6 217L7 222H10L11 224H14V223H18L19 222H25V221H29V220H34L35 218L37 220L40 221L39 224H43L44 225V228L42 227V231L44 229H46V234H40V236H42L41 238H48V234H51L53 235L54 233H56V237H57V234H59V239H62L66 236V233H67V230L68 228L71 230V231H75V232H78L81 234H86L87 232V235H90L92 233H94V231H100L102 230L104 227H108V225L110 224H114V223H117L119 220L122 219V212H126L130 207H135L134 205H136V208H143V209H146L144 207H147L149 208L151 205H154L156 203H158V206L159 207H163V209H167L166 212H163V214H166V215H169L168 218L171 216V220H166V223L165 221L164 222H161V225H160V228L162 229V236H161V240H164V238H166V232H167V229L169 228L170 225H172L175 221H178V220H182L184 221L185 223H187L191 229L193 228L194 229V232H193V235H190L189 238H187L186 240L182 241V242H179L171 247H169V249L167 251H164V252H167L165 253L166 254H169V253H174L176 256L182 254L183 252L186 253L188 250H190L194 245H199L201 247H204L203 251H201L199 253V256H200V259L202 258H209L211 259V264H237L238 262L240 263V261L244 260L245 259V256L246 254H249L250 252H253L250 251L249 253H240L239 250L241 249V246L246 243V242H250V243H254L258 246H260L259 244V240L260 238L258 237H250V238H247L245 236H242V235H238L236 236V234L234 233V237L231 238L230 235L233 233V231H231L230 233L228 232L231 228L230 226H227V225H220L225 217V215L227 216H231L234 220V222L236 223L237 225V218L239 217H242V214L241 213H237L235 215H233L234 213V209L238 206V203H234L237 199L236 198H239L241 197L242 199H245L246 197L243 196V194H236L233 192V185H230V184H223V186H219L218 185V180L219 179H223L225 180L224 176L222 175L220 178L218 176H214L212 177L210 174L208 175L209 177L207 178L210 179L208 180L207 182L208 183H204V180H200V181H196L195 179H191L194 176L200 174V169H197L194 168V170H192V172H188V173H183V174H180V175H176V178L180 179V180H176L173 173H165V177H168L170 178V180H172L174 183H177L175 184V186H172L171 184H164L162 185L161 183L164 181L163 179V170H161L162 168L161 167H156V166H160L159 164H157V161H155V165H151L150 166V169L148 170L147 169ZM214 165V166H213ZM239 165V166H238ZM260 165V166H259ZM154 167V170H152V168ZM226 167V168H225ZM260 167V168H259ZM135 168V169H134ZM207 168V169H206ZM232 169V170H231ZM247 169V168H246ZM6 170V169H5ZM131 170V171H132ZM260 170V171H259ZM130 171V172H131ZM248 171V169H247ZM263 172V173H262ZM5 174H8V175H13L15 173H12L11 170H6L4 171ZM162 173V174H161ZM190 173V175H189ZM192 173V174H191ZM250 172H248L249 174ZM173 175V178L171 177ZM182 175V177H181ZM251 175V173H250ZM256 175V176H257ZM187 176V177H186ZM200 176H205L206 178V175H200ZM2 181H4V178L3 176H0ZM138 177V178H137ZM219 179H218V178ZM126 178V179H125ZM131 178V180H130ZM184 178V179H183ZM217 178V180H216ZM149 179V180H148ZM183 179V180H182ZM191 179V180H189ZM121 180V181H120ZM124 180V182L122 181ZM156 180V181H155ZM182 180V181H181ZM139 181V182H138ZM144 181V182H143ZM169 181V180H168ZM180 181V182H179ZM186 181V182H185ZM190 181V182H188ZM210 181V182H209ZM216 181V182H215ZM122 182V183H121ZM131 182V183H130ZM171 182V181H170ZM185 182V183H184ZM194 182V183H193ZM198 182V183H197ZM218 182V183H217ZM130 183V184H128ZM183 184V186H185L186 184H189L186 188L184 187H181ZM191 184V185H190ZM201 184V185H200ZM142 185V186H141ZM156 185H162L160 186V189L158 191V197H154L153 195H150L151 192L150 191V188L153 186H156ZM196 185V186H195ZM5 186V185H4ZM134 186V187H133ZM194 186V187H193ZM101 187V186H100ZM176 187H181V192H173V189H178ZM99 188V187H98ZM104 188V187H103ZM102 188V190H103ZM142 188V189H141ZM144 188V189H143ZM72 189V188H71ZM141 189V190H140ZM199 189V190H198ZM241 189H244L245 191L248 190L249 188L246 187L245 185H243L241 187ZM138 190V191H137ZM143 190V191H142ZM80 191V190H79ZM98 191H101L100 189H98ZM97 191V192H98ZM135 191V193L133 192ZM196 191V192H195ZM204 191V192H202ZM1 192H3L2 190L0 191V194ZM44 192L46 194H44ZM138 192V193H137ZM147 194H146V193ZM163 192V193H162ZM218 192H220L218 194ZM248 192V191H247ZM107 193V194H106ZM195 193H204V194H207V195H204V197H200L199 198V195L195 194ZM18 194V192H17ZM58 194V195H57ZM116 194V195H115ZM119 194V198H118V195ZM140 194L142 196H144V202H140L141 201V197H140ZM193 194V195H192ZM54 195V196H52ZM110 195H113L114 197H112L110 200H109V197ZM179 195V196H178ZM151 196V197H150ZM153 196V197H152ZM174 196V197H173ZM181 196V197H180ZM185 196V197H184ZM194 196V197H193ZM53 197V198H51ZM56 197V199H55ZM70 197H74L73 199L75 200V202H73L74 200H72V198ZM108 197V199H107ZM101 198V199H100ZM106 198V199H105ZM148 200H147V199ZM160 198V199H159ZM163 198V199H162ZM188 198V199H187ZM196 198V200L194 199ZM45 199V200H44ZM52 199V200H51ZM55 199V200H54ZM127 199V200H126ZM199 199V200H198ZM54 200V201H53ZM68 200V201H67ZM25 201V202H24ZM28 201V200H27ZM53 201V202H52ZM100 201V202H99ZM149 201H154L153 204H151ZM196 201V202H195ZM23 202V203H22ZM56 202V203H55ZM61 202V203H60ZM67 202V203H66ZM83 202H87V200H83ZM82 202V203H83ZM139 204H138V203ZM146 202V204H145ZM149 202V203H148ZM167 202V204H166ZM18 203V204H17ZM22 203V204H21ZM51 203V204H50ZM65 203V204H64ZM70 203V204H68ZM111 203V202H109ZM175 203V204H174ZM62 204V206H61ZM67 204V205H66ZM118 204V205H117ZM132 204V205H131ZM141 204V205H140ZM147 204H150L149 206ZM166 204V205H165ZM168 204H169V207H168ZM25 205V207H24ZM128 205V206H127ZM140 205V206H139ZM144 205V206H143ZM146 205V206H145ZM27 206V207H26ZM67 206V207H66ZM118 206V207H117ZM126 206V207H125ZM264 206V205H263ZM262 206L263 210H262V214L264 216V207ZM58 207V208H57ZM62 207V208H61ZM122 207V209H121ZM25 208V209H24ZM28 208V209H27ZM30 208V209H29ZM35 210H34V209ZM41 208V207H40ZM45 208V207H44ZM53 208V209H52ZM124 208V209H123ZM184 208V209H183ZM27 209V210H26ZM38 210V208H37ZM195 210V211H193ZM23 211V212H22ZM29 211V213H28ZM50 211V212H49ZM56 212L57 214H61L60 212ZM159 212L158 213H161L163 210H158ZM168 211V212H167ZM190 212H194V214L198 215L200 219H204L205 221L207 220L204 228H203V232H202V235L200 237L197 236L196 234V227L194 228L192 225H190L188 222H186V219L188 217V215L190 214ZM22 213V214H21ZM221 213H224L225 215L224 216H220ZM53 214V215H51ZM116 216H115V215ZM245 216H248L249 213H244ZM34 215V216H33ZM237 215V217H236ZM28 216V217H27ZM40 216V217H39ZM49 216L53 219H50ZM119 216V217H118ZM179 216V217H178ZM186 216V217H185ZM262 216V217H263ZM14 217V218H13ZM27 217V218H26ZM32 217V218H31ZM106 217V218H105ZM115 217V218H114ZM10 218V219H9ZM12 218V220H11ZM29 218V219H28ZM41 218V219H40ZM45 218V219H44ZM105 218V219H104ZM113 220L111 222V219ZM22 221H21V220ZM26 219V220H25ZM43 219V220H42ZM107 219V220H106ZM118 219V220H117ZM14 220V221H13ZM19 220V221H18ZM45 220V221H44ZM18 221V222H16ZM57 222V227H55V224ZM104 221V222H103ZM249 221V222H248ZM258 221V220H257ZM46 222V223H45ZM52 225H50L51 223ZM98 222H100V224H98ZM108 222V223H107ZM110 222V223H109ZM252 222V219L251 220H245L240 222V230L241 232L243 231V227L246 225L247 227L249 226V223ZM82 223V224H81ZM93 223V224H92ZM105 225H104V224ZM54 224V226H53ZM82 226H81V225ZM102 224V225H101ZM261 224H264V223H261ZM87 225V226H86ZM109 225V227H110ZM47 226V227H46ZM53 226V227H51ZM62 226V227H61ZM89 226V229L86 231H82V227L83 228H86ZM100 226V227H99ZM102 226V227H101ZM99 227V228H98ZM242 227V228H241ZM48 228H50V230H48ZM58 228V229H57ZM80 229L78 231V229ZM98 228V229H97ZM14 229V228H13ZM10 230V237L9 238H12V237H16V235H18V231L17 230ZM38 229V228H37ZM41 229V228H40ZM56 229V230H55ZM64 232H63V231ZM91 230V231H89ZM93 230V231H92ZM15 232V234H14ZM52 232V233H51ZM90 233V234H89ZM237 233V232H236ZM6 234H8V232H6ZM65 234V235H63ZM228 234V235H227ZM0 235H4V232H0ZM45 235V236H44ZM62 235V236H60ZM87 235H84V236H87ZM12 236V237H11ZM1 238L3 239L4 237L1 236ZM40 237H38L37 239L33 238L34 240H30V237L27 238V245L24 243L22 246V248L24 247H27L29 251L27 254L31 255L30 257H28V255H23L24 258H27V259H33L34 255L36 254L37 257H40V255L38 254V252L41 250V244L39 245V241L41 239ZM1 239V240H2ZM261 240V239H260ZM162 242V241H161ZM33 246H31V245ZM225 244H227L225 246ZM248 244V243H247ZM246 244V245H247ZM39 245V246H38ZM36 249H35V248ZM240 247V248H239ZM243 247V246H242ZM262 247H263V250H264V241L262 243ZM182 248H184L183 250H181ZM257 248V249H258ZM256 249V250H257ZM255 251V250H254ZM160 252V251H159ZM162 252L160 254V256H164ZM49 255L50 256H55L53 254H51V252H49ZM244 254V255H243ZM187 255L190 257L192 256L193 254L192 253H187ZM26 256V257H25ZM53 257H50L51 260H53L54 258ZM0 258H2V260L4 261L3 263L0 262V264H11L12 262V257H9L10 260L9 262H6V260L0 255ZM43 260V261H41ZM40 261L37 262V264H57L56 262L53 263V261L51 260H48V259H45V256L43 259H41ZM171 261H174V260H171ZM42 262V263H41ZM46 262V263H45ZM50 262V263H49ZM169 262V260H168ZM192 263V259L189 258V260L185 263V264H191Z\"/></svg>","mask_w":264,"mask_h":264},{"label":"water","instance_id":"95a60500","mask_svg":"<svg viewBox=\"0 0 264 264\" xmlns=\"http://www.w3.org/2000/svg\"><path fill=\"white\" fill-rule=\"evenodd\" d=\"M4 59V58H2ZM191 235V227L185 222L179 220L175 222L166 234V246L171 247L181 241L186 240ZM255 248V245L250 243L247 246H243L239 252L247 253Z\"/></svg>","mask_w":264,"mask_h":264}]
</instances>
